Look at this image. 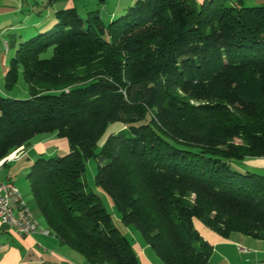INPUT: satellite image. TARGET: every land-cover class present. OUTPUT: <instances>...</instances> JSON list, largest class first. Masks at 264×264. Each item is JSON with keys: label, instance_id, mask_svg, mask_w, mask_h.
<instances>
[{"label": "trees", "instance_id": "1", "mask_svg": "<svg viewBox=\"0 0 264 264\" xmlns=\"http://www.w3.org/2000/svg\"><path fill=\"white\" fill-rule=\"evenodd\" d=\"M238 2L135 0L106 21L99 8L59 9L10 59L0 161L38 134L67 140L26 177L43 225L87 263L137 264L84 187L91 158L120 221L165 264H207L213 246L194 218L264 240V175L239 167L264 157V4Z\"/></svg>", "mask_w": 264, "mask_h": 264}, {"label": "crops", "instance_id": "2", "mask_svg": "<svg viewBox=\"0 0 264 264\" xmlns=\"http://www.w3.org/2000/svg\"><path fill=\"white\" fill-rule=\"evenodd\" d=\"M84 1L0 0V93L4 91V76L9 68L10 59L20 44L30 37L50 29L56 21L57 10L77 8L78 2L84 3ZM109 1L113 0H99L100 5L97 7L103 8L101 14H104L107 19L116 16L121 7L116 1L110 8ZM134 1H126L121 7L122 11ZM38 135L40 137L33 144V148L40 147V155H58L56 154L59 153L58 151L62 154L68 151V143L65 138L53 134ZM29 146L22 149L15 160L20 159L22 155L29 154L31 152ZM15 160L0 161V180L9 176V163ZM239 167L264 175V157L245 158ZM110 204H112L111 201ZM116 219L120 221L119 214H116ZM39 223H41V228H46L42 222L39 221ZM193 224L200 236L213 246L207 264H264V240L239 232H233L228 238H225L196 218L193 219ZM123 231L124 234L129 235L128 237L133 243L137 264H165L154 250L144 243L141 235L133 227L123 225ZM0 264L90 263H87L83 256L76 251L61 244L52 233L45 235L36 232L30 235H21L0 222Z\"/></svg>", "mask_w": 264, "mask_h": 264}, {"label": "rangeland", "instance_id": "3", "mask_svg": "<svg viewBox=\"0 0 264 264\" xmlns=\"http://www.w3.org/2000/svg\"><path fill=\"white\" fill-rule=\"evenodd\" d=\"M116 1H118L120 6L122 7V5L125 4V2L128 0L109 1V5H111L110 8L116 3ZM225 2L228 4L239 3L238 0H225ZM99 3H100L99 0H89V1L85 0L84 3L78 2L77 10L81 13L84 12L85 8H87L88 10H94V9H97V7L100 5ZM242 4L245 6H259V5L264 4V0H243ZM121 7L119 10L120 14L122 12ZM102 9H103L102 7L101 8L99 7L100 12H103ZM104 12H105V10H104ZM102 16H103L104 20L106 21L107 18L104 16V14ZM15 52L16 51L13 52L12 57L15 55ZM51 52H52L51 50H48L46 53H44V57H49L51 55ZM13 92L19 98H24V97L28 96L27 86L24 83L21 76H19V79L17 81L16 87L14 88ZM111 130H112V126L110 125L107 128L106 133H109ZM38 137H40V135H38L36 138H34L31 141V145L29 146V150H31V152L29 154L27 153L25 155H22L20 157V159H18V160L14 159L15 161H12L9 163V176L11 177L12 182L17 186V188L21 192L23 198L25 199L28 207L32 211L35 218L38 221L42 222V217H41L38 209L35 207L33 197H32L31 191H30L29 183H28V180L26 177L27 172H28V168L33 163V161L35 160V159H33V157L36 156L35 158H37L38 156H40V153H39L40 147L38 149L33 148V144L36 142L37 139H39ZM104 140L99 142V146L102 144V142ZM235 140L239 141L238 139H235ZM41 147H44V146H41ZM58 152L59 153H56V154H58V155L62 154L60 151H58ZM42 156L49 157L51 155H48V154L43 155L42 154ZM97 165H98L97 160H95L93 158L88 159L86 161L85 171L81 175V180L83 181L84 187L86 190L93 191V192L97 193L98 195H100L101 202H102L103 206L106 208V210L111 214L113 223L115 225H117L121 229V231L124 233V231H123V225L124 224L116 219V214H118V210L116 209V207L113 204H110V200L108 199L107 194L104 193L103 191H100V189L96 186L95 173L97 170ZM125 235L129 236L128 234H125Z\"/></svg>", "mask_w": 264, "mask_h": 264}, {"label": "built area", "instance_id": "4", "mask_svg": "<svg viewBox=\"0 0 264 264\" xmlns=\"http://www.w3.org/2000/svg\"><path fill=\"white\" fill-rule=\"evenodd\" d=\"M20 151L6 160L17 159ZM0 222L21 235L43 233L36 229L28 206L23 204L22 194L11 181L10 176L0 180Z\"/></svg>", "mask_w": 264, "mask_h": 264}, {"label": "bare ground", "instance_id": "5", "mask_svg": "<svg viewBox=\"0 0 264 264\" xmlns=\"http://www.w3.org/2000/svg\"><path fill=\"white\" fill-rule=\"evenodd\" d=\"M20 150H22V147H20V148L16 149L15 151H13L5 159H10L12 157V155H15ZM22 202H23V204H26L27 205V203H26L25 199L23 198V196H22ZM28 209H29V211L31 213V216H32V219H33V223H34L36 229H38L39 231L43 232L45 235L51 234V232H50V230L48 228H41V225H40L39 221L35 218V216L33 215L32 211L30 210L29 207H28Z\"/></svg>", "mask_w": 264, "mask_h": 264}, {"label": "water", "instance_id": "6", "mask_svg": "<svg viewBox=\"0 0 264 264\" xmlns=\"http://www.w3.org/2000/svg\"><path fill=\"white\" fill-rule=\"evenodd\" d=\"M6 160V159H5Z\"/></svg>", "mask_w": 264, "mask_h": 264}]
</instances>
